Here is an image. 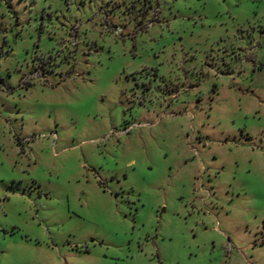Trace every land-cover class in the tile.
<instances>
[{
	"label": "rangeland",
	"instance_id": "rangeland-1",
	"mask_svg": "<svg viewBox=\"0 0 264 264\" xmlns=\"http://www.w3.org/2000/svg\"><path fill=\"white\" fill-rule=\"evenodd\" d=\"M0 264H264V0H0Z\"/></svg>",
	"mask_w": 264,
	"mask_h": 264
}]
</instances>
